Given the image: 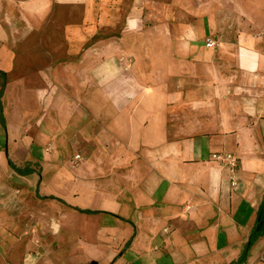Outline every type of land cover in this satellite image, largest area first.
<instances>
[{"label": "crops", "instance_id": "crops-1", "mask_svg": "<svg viewBox=\"0 0 264 264\" xmlns=\"http://www.w3.org/2000/svg\"><path fill=\"white\" fill-rule=\"evenodd\" d=\"M1 72L22 179L0 172V264L239 259L264 200V0H0Z\"/></svg>", "mask_w": 264, "mask_h": 264}, {"label": "rangeland", "instance_id": "rangeland-1", "mask_svg": "<svg viewBox=\"0 0 264 264\" xmlns=\"http://www.w3.org/2000/svg\"><path fill=\"white\" fill-rule=\"evenodd\" d=\"M6 99V98H5ZM2 100H3V106H4V97H2ZM7 102H8V100H7ZM4 116H5V119H6V124L5 125H3L2 124V122H1V120H0V124H1V126H0V142L2 143V144H0L1 146H3L4 144L6 145V142H7V134H6V126H7V124L9 125V127L10 126H13V121L15 120V121H18V122H20L21 120H19V118L18 117H15L14 118V115H12V113L10 112V109H9V107H7V109H5V111H4ZM64 140L65 139H68L67 138V132L65 131L64 132ZM46 148H47V150H51L52 148H53V146H52V144L49 142L47 145H46ZM72 147H70L69 145H65V144H63V145H59V155L60 156H62L63 154L64 155H67L68 153H70V152H72ZM76 154H78L77 153V151H75L74 153H73V156H74V159H75V155ZM37 168H38V165H35ZM0 172H9L10 174H11V176L12 177H16L15 179L14 178H11V182H12V187L13 188H19V183H21V182H19L20 180L19 179H22V178H19V177H17L16 175H15V173H14V171L11 169V168H9L8 166L7 167H3L2 166V164L0 163ZM22 181V180H21ZM60 187H62L61 185H60ZM11 192L10 193H7L5 196L7 197V196H11ZM18 194V195H17ZM4 196V197H5ZM14 196H16L15 198H16V201L14 202V204L11 206V214L12 215H14V216H17L18 215V199H17V197L19 196V192H16V194H14V195H12V198H14ZM2 197V196H1ZM1 199V198H0Z\"/></svg>", "mask_w": 264, "mask_h": 264}, {"label": "trees", "instance_id": "trees-1", "mask_svg": "<svg viewBox=\"0 0 264 264\" xmlns=\"http://www.w3.org/2000/svg\"><path fill=\"white\" fill-rule=\"evenodd\" d=\"M1 76H3L4 80L0 85V120L2 122L3 125L6 124V119L4 116V106H3V100L2 97L4 95V90H5V86H6V75L5 72H1L0 74ZM9 164L17 171L20 173H30L33 172L34 169H30L27 167H20L18 165H16L11 159H9ZM257 228L254 230V232L252 233L249 242L247 243L242 255L239 257L238 260L233 261L230 264H245L247 256H248V251L249 248L252 246L253 242L261 235L264 234V200L260 206L259 209V219H258V223H257Z\"/></svg>", "mask_w": 264, "mask_h": 264}, {"label": "built area", "instance_id": "built-area-1", "mask_svg": "<svg viewBox=\"0 0 264 264\" xmlns=\"http://www.w3.org/2000/svg\"><path fill=\"white\" fill-rule=\"evenodd\" d=\"M205 44L207 47L210 48H216L219 45L218 40L213 37V36H208L205 39ZM82 159L81 154H76L75 155V160L79 161ZM211 159L213 161L219 162L222 165H226L230 169L231 177H232V184L236 185L237 184V177H236V172L238 168V157L236 154L231 153V152H214L211 155ZM168 230V229H166ZM261 260L264 264V252L261 254Z\"/></svg>", "mask_w": 264, "mask_h": 264}]
</instances>
